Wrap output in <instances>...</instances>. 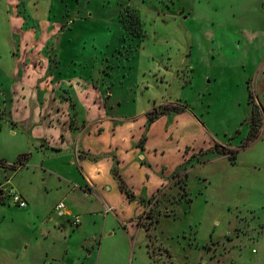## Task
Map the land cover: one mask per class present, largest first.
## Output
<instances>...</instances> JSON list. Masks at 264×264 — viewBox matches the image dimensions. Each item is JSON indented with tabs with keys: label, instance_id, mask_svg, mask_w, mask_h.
Instances as JSON below:
<instances>
[{
	"label": "rangeland",
	"instance_id": "1",
	"mask_svg": "<svg viewBox=\"0 0 264 264\" xmlns=\"http://www.w3.org/2000/svg\"><path fill=\"white\" fill-rule=\"evenodd\" d=\"M263 3L0 0V159L28 155L0 191L19 186L54 217L62 199L79 216L52 238L27 236L29 253L47 250L57 264H264ZM25 30L40 78L17 93L41 103L47 87L64 103L58 137H72L61 145L43 124L30 133L29 112L16 127L4 109L21 80L15 34ZM55 72L65 79L56 89ZM91 89L103 117L95 104L80 114L78 92ZM248 90L261 122L246 141ZM164 105L186 108L147 126L145 113ZM44 134L59 149L40 143Z\"/></svg>",
	"mask_w": 264,
	"mask_h": 264
},
{
	"label": "crops",
	"instance_id": "2",
	"mask_svg": "<svg viewBox=\"0 0 264 264\" xmlns=\"http://www.w3.org/2000/svg\"><path fill=\"white\" fill-rule=\"evenodd\" d=\"M17 2H19V0H17ZM11 16L12 17L10 18L14 20L13 19L14 16L13 15ZM18 23L21 24L19 19H18ZM15 35L17 38L15 41L16 43L15 45L19 47L20 46L19 44H21L22 41H24V46L22 50H20V48H17V53L19 52V54L18 55L16 54V57H15L19 65L18 71L16 72L17 75H15V77L17 78L20 77L21 80H17V82H15V85L12 87L13 94L7 95V98H8L7 101L10 100V105L9 107H7V105L4 104V109L6 110L8 109L7 111L11 119L16 123V127L17 126L20 127V123L22 120V118L18 117V114L21 111L23 113L29 112L31 115H33L31 123L28 124L29 125L28 130L30 131V133H38V135H40L39 131L41 129L39 126L43 124L44 126H47L48 128L54 129L55 140L59 141V144L61 145L62 143L66 142L68 137L70 136L72 137V134L70 135L68 133L64 141L60 140L58 137L60 132L63 131L62 126L57 121V117H59L58 105L61 103L58 100V97L57 96L55 97V95L53 94L51 95V92L49 93V91H47V87L43 88L44 92L41 96V103L38 102L36 93L34 94L32 92L29 96L23 93L21 94L17 93L18 86L20 87L19 88L20 92H22L23 89L21 86L24 87V84L26 85H33L34 83L37 84L39 80L37 77H39V74L36 71L39 72V68L34 67V65L32 64V62H34L33 61L34 58L35 57L38 58V57H37V50L35 49V46H32L33 51H32V48L30 49V46L32 43L31 41L33 38L31 35V32L25 30L24 32L21 31L19 33H16ZM20 51H25L24 57L20 56ZM58 58L60 61L59 62V66H60L62 59H60L59 55H58ZM59 66L57 67L58 69H59ZM46 68L47 67H42V69L41 68L40 69L44 73ZM77 78L78 76L75 77L74 75L70 77L71 80H66V82L70 81L74 84V82L78 80ZM51 79L53 82L50 84V86L53 85L55 89L58 87L59 84H62V82L65 81V79L63 77L61 78V76L58 75V73L56 72L52 73ZM81 85L87 86L88 84H86V82L83 80L81 81ZM88 95L90 96L87 97ZM99 95L100 93H98V91L94 89H91V91H84L83 93L78 92V98L80 101V114L84 116L86 119L88 117L87 111L90 110L94 104L96 105V107H98L96 104L98 102H96L97 100L95 101V99L99 98ZM82 97H84L83 100H82ZM29 102H33V105L31 106L33 108V111L30 105L28 104ZM52 102H55L56 105L51 106ZM61 104H63L64 106V103H61ZM98 108L100 112L94 117L99 118V117L105 116L106 115L105 111L101 107H98ZM13 109H14V112H12ZM89 117H90V120H95V118H92V116H89ZM39 139H40V143L44 141L45 144L48 145L49 147H54V148L59 149L58 147L59 144L56 146L52 144L51 142L52 136L49 137V135L46 136V134H44L40 136ZM55 140L53 141L55 142ZM111 145L117 146L116 143H111ZM88 146L90 147V145ZM0 161H1L0 169L2 172L0 176V184L8 183L9 185V183L11 184L13 180L11 179L12 176H10L9 174L10 173L13 174L17 172L21 167H19L15 171H12L11 168L9 167L11 163H8L3 159H0ZM88 163L90 162L88 161ZM85 165L86 164L83 163V167H85ZM81 170L83 171V169ZM84 178H85V185L86 184L88 186L93 185L88 179L87 175H84ZM8 187H12V186H8ZM12 188L15 189L18 193H20L21 196L25 200L28 199L29 201H32L31 197H29V192H26L25 189H21V187L19 186L12 187ZM1 193L3 197V201H0V264H57V261H58L57 258H55L54 255L52 256L49 255L47 250H45L44 253L39 254V255L29 253L30 252V244H29L30 242L29 240H27V236H33L34 234L36 235L39 233L37 231H40L41 236L47 239L50 237V234L52 233V231H56V232L63 231L65 230L67 225H71L70 223L71 220H70L69 214L67 213L71 211L67 210L66 213L60 215L57 213L55 209L56 204L60 202V200L62 201V199H60L57 203L53 204L52 206L53 212L55 211V214L57 216V217H54V216L48 215L47 212L41 213L35 207L33 202L31 204L32 206H29V204H27L26 207H19L11 202V200L8 198L5 191ZM71 213L76 214L74 212H71ZM18 237H21L23 239H18ZM50 238H52V236ZM90 241H93V240L91 239ZM35 242H38L37 238ZM83 262L84 261H82V263ZM76 264H79V263L76 262Z\"/></svg>",
	"mask_w": 264,
	"mask_h": 264
},
{
	"label": "trees",
	"instance_id": "3",
	"mask_svg": "<svg viewBox=\"0 0 264 264\" xmlns=\"http://www.w3.org/2000/svg\"><path fill=\"white\" fill-rule=\"evenodd\" d=\"M247 103L251 104V119H250V132L249 135L246 138V141L253 138L256 133L258 132V124L261 122V120L258 117L257 114V105L255 104L253 98H252V93L248 90V98H247ZM185 106L181 105H164V106H159L158 108H155L152 111L146 112L145 117H146V125L149 126L151 123H153L157 118L161 115L164 114H170L171 112H182L185 110ZM218 153L220 155H228L229 152L224 150V147L218 148ZM231 155H229L230 157ZM28 158L27 154H21L18 156L16 161L11 165L13 169H17L18 167L22 166L25 164V160ZM1 163V161H0ZM124 192H127L128 189L125 188V186H119ZM0 191V195H2ZM149 228V224L147 226Z\"/></svg>",
	"mask_w": 264,
	"mask_h": 264
},
{
	"label": "built area",
	"instance_id": "4",
	"mask_svg": "<svg viewBox=\"0 0 264 264\" xmlns=\"http://www.w3.org/2000/svg\"><path fill=\"white\" fill-rule=\"evenodd\" d=\"M6 194L8 198L11 200L12 203L19 207H26L27 202L24 200V198L21 196L20 193H18L15 189L12 187H8L6 189ZM55 209L58 214L62 215L67 212L66 205L63 201H60L56 204ZM69 214L70 220L72 224L77 225L79 223V216L77 214H73L71 212H67Z\"/></svg>",
	"mask_w": 264,
	"mask_h": 264
}]
</instances>
